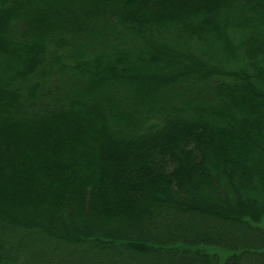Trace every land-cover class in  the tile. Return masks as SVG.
Segmentation results:
<instances>
[{"label":"trees","instance_id":"16d2710c","mask_svg":"<svg viewBox=\"0 0 264 264\" xmlns=\"http://www.w3.org/2000/svg\"><path fill=\"white\" fill-rule=\"evenodd\" d=\"M0 264H264V0H0Z\"/></svg>","mask_w":264,"mask_h":264}]
</instances>
